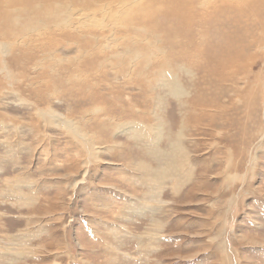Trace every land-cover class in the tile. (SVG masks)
I'll list each match as a JSON object with an SVG mask.
<instances>
[{"label": "rangeland", "instance_id": "rangeland-1", "mask_svg": "<svg viewBox=\"0 0 264 264\" xmlns=\"http://www.w3.org/2000/svg\"><path fill=\"white\" fill-rule=\"evenodd\" d=\"M118 1L0 19V264H264V0Z\"/></svg>", "mask_w": 264, "mask_h": 264}, {"label": "bare ground", "instance_id": "bare-ground-1", "mask_svg": "<svg viewBox=\"0 0 264 264\" xmlns=\"http://www.w3.org/2000/svg\"><path fill=\"white\" fill-rule=\"evenodd\" d=\"M6 1V0H5ZM27 1H30V0H27ZM63 1H65V0H63ZM66 1H68V0H66ZM231 1H234V0H223V2L224 3H231ZM242 1H244V3H246V1L245 0H242ZM252 1V0H251ZM250 1V2H251ZM13 3H11V2H9V3H7L8 5H4L3 3V5H4V10L2 9L1 11H0V19H7V18H10V16H11V14H10V12L9 11H7V10H10L9 8H14V7H17V6H21L22 4H20V2H16V0H14V1H12ZM235 2V1H234ZM247 2L248 3H250L248 0H247ZM118 3H120V4H123V5H125V0H120V1H118ZM161 4L162 3H164V5H165V8H166V10L167 11H169V13H171V8H169L168 7V5H170L171 6V3H174V2H166L165 0L164 1H162V2H160ZM236 3V2H235ZM127 4H129V3H127ZM237 4V3H236ZM34 5V4H33ZM249 5V4H248ZM23 6V5H22ZM36 6V5H35ZM167 6V7H166ZM249 6H252V5H249ZM142 7V5L139 3V2H136L135 3V5H134V7H133V9H132V11H133V13H138V10L140 9ZM226 8H228L229 6L228 5H226L225 6ZM1 8V7H0ZM21 9H23V7H21ZM155 9V8H154ZM157 9H159L160 10V8H157ZM17 10V9H16ZM36 12V11H35ZM229 12H231V13H233L234 15H235V17L234 18H232V19H235L236 18V12L235 11H232V10H230ZM26 14V13H25ZM28 14V13H27ZM37 14V13H36ZM41 14V13H40ZM43 14V13H42ZM229 15H231L230 13H228ZM232 14V15H233ZM15 15H18V14H15ZM15 15H14V17H15ZM17 18V17H16ZM15 18V20H17ZM5 22L6 21H3V22H0V32H3V31H5V32H8V33H10L11 32V27H9L8 25H5ZM8 22V21H7ZM16 22V21H15ZM36 24V23H35ZM32 30V29H31ZM4 33V32H3ZM5 34V33H4ZM157 177H159V176H157ZM156 177V178H157ZM159 179V178H158Z\"/></svg>", "mask_w": 264, "mask_h": 264}]
</instances>
